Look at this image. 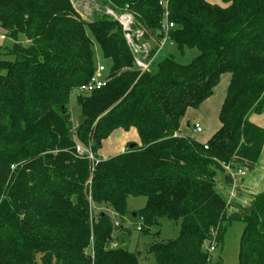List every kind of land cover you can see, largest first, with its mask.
Instances as JSON below:
<instances>
[{"label": "trees", "instance_id": "16d2710c", "mask_svg": "<svg viewBox=\"0 0 264 264\" xmlns=\"http://www.w3.org/2000/svg\"><path fill=\"white\" fill-rule=\"evenodd\" d=\"M100 1L129 4L156 52L161 0ZM168 7L180 53H199L187 64L167 56L142 73L106 12L85 19L73 0H0V26L14 39L7 52L14 59L0 58V264H140L120 245L128 232L112 216L128 213L131 195L147 197L133 213L142 230L163 219L180 223L176 238L151 243L157 264H212L208 248L231 218L216 188L222 162H257L264 148V126L250 119L264 112V0H168ZM96 44L111 60L110 80L77 96L82 118L74 129L70 95L94 74ZM224 73L230 82L216 133L206 143L181 134L187 111ZM132 127L141 144L99 155L115 130ZM77 143L99 161L79 156ZM241 219L240 264H264V192Z\"/></svg>", "mask_w": 264, "mask_h": 264}, {"label": "rangeland", "instance_id": "374dc122", "mask_svg": "<svg viewBox=\"0 0 264 264\" xmlns=\"http://www.w3.org/2000/svg\"><path fill=\"white\" fill-rule=\"evenodd\" d=\"M74 5L83 16V18H93L97 13L106 12V6L102 4L100 0H73ZM23 38V35H21ZM151 40L154 45V41L151 38H146ZM14 44V39L6 35V31L0 26V58L14 59L12 55L7 54V52L12 48ZM199 50L197 48L187 49L184 54H181L177 48V45L173 42L167 43L159 52L156 58V62H160L165 57L173 55L177 61L182 64L189 63L197 54ZM96 62L98 64L105 65L108 68L111 64L110 59L103 57L100 47L96 44ZM230 82V73H224L220 77L218 84L216 85L213 94L205 100L199 107L190 108L188 111L189 122L192 128L189 130L190 135H192L196 140L206 143L218 130L220 126L219 120V108L222 106L224 98L226 96L227 88ZM81 94L78 88L72 90L70 95V110L72 113V120L74 123V129L80 124L81 121V107L77 103V96ZM199 120L202 124L203 131L194 132L193 126L195 122ZM134 128V127H132ZM125 129H121L124 132ZM128 131V130H127ZM136 133L137 130L134 128L132 130ZM117 133L113 136L116 139ZM112 140H115L113 139ZM111 139H106L103 145L98 150V153L103 158H109L113 155L119 153L121 150L118 143L114 142L111 145ZM132 143H136L131 140L129 146ZM117 149V150H116ZM221 172V171H219ZM247 177V175L245 176ZM221 194L226 198V196L221 191ZM147 201L146 196H134L131 195L128 198V213L124 217H120L112 214L113 218L119 219L128 232V236L124 241H122L123 247L136 251L137 255L140 253L139 260L140 264H157L156 258L153 253L149 252V247L154 240H169L174 239L179 235L180 223L170 221L168 219H163L161 225L154 226L151 228L150 232L146 230H139L138 226L142 225V221L139 216H133L134 212L140 211L145 207ZM93 214H95L99 207L92 205ZM227 230L224 233L221 241L216 244V250L211 252L212 264H240L239 254H240V236L244 229V221L241 217L230 218L225 222ZM156 232L158 234H156ZM119 242L115 243L113 246H120ZM205 248L208 245L205 244Z\"/></svg>", "mask_w": 264, "mask_h": 264}, {"label": "built area", "instance_id": "2783aa9c", "mask_svg": "<svg viewBox=\"0 0 264 264\" xmlns=\"http://www.w3.org/2000/svg\"><path fill=\"white\" fill-rule=\"evenodd\" d=\"M160 5L163 6L164 13L161 26L159 27L156 35L158 46L154 54L151 53V49L153 48V44L151 43L152 41L146 39L145 31L135 28L136 17L138 16V14L130 7L129 4L125 5L124 7L108 6L106 8V13L112 16L121 25L125 38L127 39L128 44L132 48L135 55V66L142 73L151 69L152 65L156 61L158 52L167 43L171 42V44H173L174 42L171 38V30L175 27V24L169 19L170 10L168 7V0H161ZM109 80L110 77L105 65L98 64L92 77L77 88L81 92V94H88L104 87ZM193 130L196 132H201L203 130L201 123L196 122L194 124ZM206 148L208 147L206 146ZM76 151L79 156L88 157L92 161H99L95 153L92 151L91 147L87 148L81 143H77ZM222 166L236 180L240 179L247 173L243 168H237L231 163L222 162ZM12 167L14 168V166ZM89 183H91V180H89ZM139 218L142 221V225H139L138 229L142 230L143 218ZM115 225L120 226L121 221L115 219ZM208 250L209 252H213L216 250L215 242L211 244Z\"/></svg>", "mask_w": 264, "mask_h": 264}, {"label": "crops", "instance_id": "0c3cea01", "mask_svg": "<svg viewBox=\"0 0 264 264\" xmlns=\"http://www.w3.org/2000/svg\"><path fill=\"white\" fill-rule=\"evenodd\" d=\"M208 1L211 3H218V4L221 3V0H208ZM188 111L186 113L185 120L181 127V134L192 136L189 133V130L192 128V125L189 122L190 118L188 117ZM250 119L256 124L264 126V112L261 114L253 113L250 116ZM196 122L201 123L199 120H197ZM132 130H134V128H130L128 131L124 130V132H122L121 129H118L115 130L112 133V135L108 138L111 139L110 140L111 145H113V143L116 142L120 146L121 151L117 154L125 152L132 139L134 142L141 144V139L139 137V134L138 133L135 134V132ZM116 133L117 135L115 139V137L113 136ZM112 137L115 140H112ZM235 164H236L235 167L243 168L244 170H246L247 177H245L246 175H244L240 179L236 180L231 176L229 172H227L224 169L218 173L216 178V188L220 193L221 191L223 192L228 202V206H227L228 218L242 217L244 213L250 209L256 196L264 192V148L257 162H250L242 158H236ZM114 215L116 214L114 213Z\"/></svg>", "mask_w": 264, "mask_h": 264}, {"label": "water", "instance_id": "95a60500", "mask_svg": "<svg viewBox=\"0 0 264 264\" xmlns=\"http://www.w3.org/2000/svg\"><path fill=\"white\" fill-rule=\"evenodd\" d=\"M135 146V143H132L131 145H130V147L131 148H133ZM135 216V215H134ZM138 255H140V253H138Z\"/></svg>", "mask_w": 264, "mask_h": 264}]
</instances>
